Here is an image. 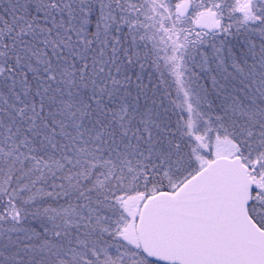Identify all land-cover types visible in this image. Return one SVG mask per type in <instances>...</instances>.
Returning a JSON list of instances; mask_svg holds the SVG:
<instances>
[{
    "label": "snow or ice",
    "instance_id": "snow-or-ice-1",
    "mask_svg": "<svg viewBox=\"0 0 264 264\" xmlns=\"http://www.w3.org/2000/svg\"><path fill=\"white\" fill-rule=\"evenodd\" d=\"M0 264H264V0H0Z\"/></svg>",
    "mask_w": 264,
    "mask_h": 264
}]
</instances>
